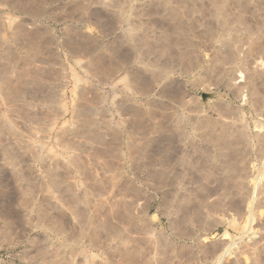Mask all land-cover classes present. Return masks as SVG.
Listing matches in <instances>:
<instances>
[{"label": "rangeland", "instance_id": "1", "mask_svg": "<svg viewBox=\"0 0 264 264\" xmlns=\"http://www.w3.org/2000/svg\"><path fill=\"white\" fill-rule=\"evenodd\" d=\"M0 264H264V0H0Z\"/></svg>", "mask_w": 264, "mask_h": 264}, {"label": "bare ground", "instance_id": "2", "mask_svg": "<svg viewBox=\"0 0 264 264\" xmlns=\"http://www.w3.org/2000/svg\"><path fill=\"white\" fill-rule=\"evenodd\" d=\"M260 62L259 61H255L254 62V68H260Z\"/></svg>", "mask_w": 264, "mask_h": 264}]
</instances>
